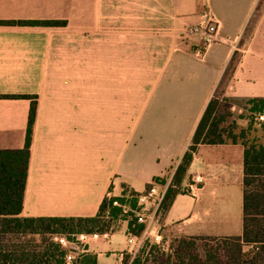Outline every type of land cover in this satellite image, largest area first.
Returning <instances> with one entry per match:
<instances>
[{
    "label": "crops",
    "instance_id": "crops-1",
    "mask_svg": "<svg viewBox=\"0 0 264 264\" xmlns=\"http://www.w3.org/2000/svg\"><path fill=\"white\" fill-rule=\"evenodd\" d=\"M210 17L222 41L201 53L194 29ZM218 92L264 97V0H0V150L25 147L33 101L1 96L38 102L24 216H96L106 196L174 176ZM195 175L164 224L243 235L244 145H200L184 190ZM130 235L122 221L81 243L124 264Z\"/></svg>",
    "mask_w": 264,
    "mask_h": 264
},
{
    "label": "trees",
    "instance_id": "trees-1",
    "mask_svg": "<svg viewBox=\"0 0 264 264\" xmlns=\"http://www.w3.org/2000/svg\"><path fill=\"white\" fill-rule=\"evenodd\" d=\"M65 23L47 21L42 24L60 26ZM234 61L230 71L235 65ZM1 97L28 98L33 101L25 147L0 150V264H70V254L75 256L72 264H98L95 254L82 249L83 244L78 236L115 232L122 221L129 222V234L142 235L145 226L138 222L134 212L138 209L140 193L127 186L123 196H106L96 216H24L38 112L37 96ZM228 102L229 99L221 96L219 92L210 101L192 144L174 174L162 204L161 217L169 211L177 195L186 193L183 184L200 145L241 143L245 147L243 235L211 239L182 237L179 249L163 253L162 259L150 256L143 263L142 253L127 254L124 264H264V144L257 139L251 140L247 129L237 134L233 126H226L232 115L228 107L223 108V104ZM246 102L250 105L249 112L264 114V97L251 98ZM165 181L166 178L157 177L154 183ZM151 186L149 184L147 190ZM125 206L132 210L127 212ZM61 238H65L68 244H63ZM200 241L207 245L204 249L205 257L197 251ZM155 249L159 247L154 245L152 250Z\"/></svg>",
    "mask_w": 264,
    "mask_h": 264
},
{
    "label": "rangeland",
    "instance_id": "rangeland-1",
    "mask_svg": "<svg viewBox=\"0 0 264 264\" xmlns=\"http://www.w3.org/2000/svg\"><path fill=\"white\" fill-rule=\"evenodd\" d=\"M234 104H237L235 109L232 107ZM226 107H228L232 112V115L226 122V126H233L237 134H240L243 129H247L250 132L249 138L251 140L257 139L260 143L264 144V119L261 118V116L264 114L249 112L250 105H248L247 102L243 100H233V104L224 103L223 108L226 109ZM128 198L132 197L128 196ZM158 236L161 237L157 239ZM140 237L143 238V245L137 253H142L141 255L143 257V263H145L147 258L150 256H152V258L156 257L162 259L163 253H170L178 250L180 241L182 240V237L178 235L176 229L164 224L162 217L160 219V223L157 224L153 230L146 234H144L143 231ZM204 243V241H200L199 247L197 248V251H199L200 254H203V257H205L204 249L207 247V245ZM154 245L159 247L161 250H152ZM83 248L84 247H82V249ZM197 251L196 254L198 253ZM110 261L111 264H119L117 258H111Z\"/></svg>",
    "mask_w": 264,
    "mask_h": 264
},
{
    "label": "built area",
    "instance_id": "built-area-1",
    "mask_svg": "<svg viewBox=\"0 0 264 264\" xmlns=\"http://www.w3.org/2000/svg\"><path fill=\"white\" fill-rule=\"evenodd\" d=\"M195 33H198L203 39V53L208 49L212 44L222 41L219 37V24L214 18H211L199 24L195 29ZM264 119V115L261 116ZM173 175L169 179H166L165 183H153L151 188L148 189L145 193L138 196V209L134 210L138 222L145 226L144 234L153 230L157 224L160 223L162 216V204L166 197L169 187L172 184ZM204 183L202 176L195 175L191 182L187 186V192L194 193L195 190L200 188L201 184ZM126 211H131L132 209L128 206H125ZM98 236L99 234H93ZM88 237V234H81L78 236L80 242L84 241ZM161 236H158L159 239ZM130 243L134 245V252L136 254L143 245V238L136 236L134 234L130 235ZM61 242L65 245L68 244V241L65 238H61ZM75 256L70 254L68 256V262L72 264Z\"/></svg>",
    "mask_w": 264,
    "mask_h": 264
}]
</instances>
